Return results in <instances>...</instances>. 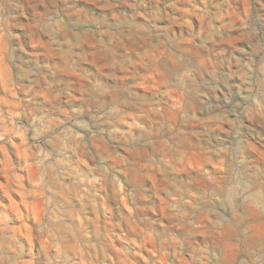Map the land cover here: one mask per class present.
<instances>
[{"label": "rangeland", "instance_id": "obj_1", "mask_svg": "<svg viewBox=\"0 0 264 264\" xmlns=\"http://www.w3.org/2000/svg\"><path fill=\"white\" fill-rule=\"evenodd\" d=\"M259 4L0 0V264H264V137L215 105L246 40L264 94Z\"/></svg>", "mask_w": 264, "mask_h": 264}, {"label": "clouds", "instance_id": "obj_2", "mask_svg": "<svg viewBox=\"0 0 264 264\" xmlns=\"http://www.w3.org/2000/svg\"><path fill=\"white\" fill-rule=\"evenodd\" d=\"M256 13L264 16V4H259ZM101 24L103 22L97 23V27H100ZM242 27H247V25L242 24ZM9 36L10 33H4L3 35L4 49L2 55H0V59L16 65V62L22 61L23 57L16 51L15 46L9 48ZM250 53L251 45L246 40L240 49L232 51L225 57L228 62L234 61L240 65L241 69H247L244 72L245 83L241 85L233 81L231 90L227 95L221 96L218 100H215L214 97L215 105L222 108V116L220 119L222 123L228 125V138H231L240 150L247 149L250 138H254L257 135L264 137V94L257 97L253 93V88L250 86L252 81L247 79L255 71ZM185 75H188V73H185ZM210 75L212 76V80L204 81V86L208 88H212L214 86L213 81L217 79L227 84V78L235 75V73L224 72L220 77H217L215 71H213ZM245 85L249 86L245 87ZM230 115L233 117L232 119H229ZM249 121L252 122L249 123ZM257 124L260 127H256ZM217 137L218 134H214L213 138L215 139Z\"/></svg>", "mask_w": 264, "mask_h": 264}]
</instances>
